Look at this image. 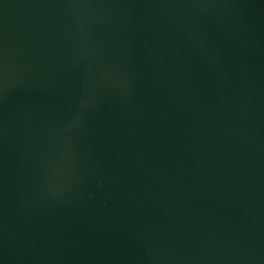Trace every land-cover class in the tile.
Wrapping results in <instances>:
<instances>
[{"label":"water","instance_id":"95a60500","mask_svg":"<svg viewBox=\"0 0 264 264\" xmlns=\"http://www.w3.org/2000/svg\"><path fill=\"white\" fill-rule=\"evenodd\" d=\"M0 264H264V0H0Z\"/></svg>","mask_w":264,"mask_h":264}]
</instances>
